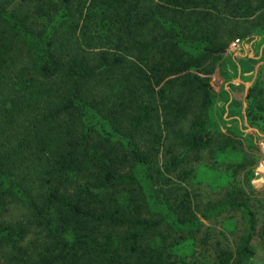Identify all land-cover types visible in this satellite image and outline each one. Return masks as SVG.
I'll list each match as a JSON object with an SVG mask.
<instances>
[{
	"label": "trees",
	"instance_id": "trees-1",
	"mask_svg": "<svg viewBox=\"0 0 264 264\" xmlns=\"http://www.w3.org/2000/svg\"><path fill=\"white\" fill-rule=\"evenodd\" d=\"M261 34L264 0H0V264H189L232 209L247 230L217 260L254 264L243 193L202 218L175 179L234 155L211 78Z\"/></svg>",
	"mask_w": 264,
	"mask_h": 264
},
{
	"label": "rangeland",
	"instance_id": "rangeland-1",
	"mask_svg": "<svg viewBox=\"0 0 264 264\" xmlns=\"http://www.w3.org/2000/svg\"><path fill=\"white\" fill-rule=\"evenodd\" d=\"M251 41L231 45L234 61L226 56L224 73L217 68L211 78L217 93L213 118L216 127L221 128L222 139L236 145L234 155L224 164V157L219 160L207 151L202 152L195 156L196 160L191 157L185 167L186 171L194 168L190 183L175 181L190 190L192 206L200 217L209 204L221 202L229 189L243 193L257 215V234L252 241L254 264H264V34L258 35L253 52L249 47ZM244 42L252 57L241 56L244 50L239 45ZM23 59L22 55L21 63L25 62ZM251 86H256L258 91L262 88L263 93L247 103L246 93ZM228 165L232 167L229 171ZM203 222L196 241V256H190L187 262L220 264L217 260L220 249L236 251L246 233V216L241 210L232 209L222 215H213L211 219L203 218Z\"/></svg>",
	"mask_w": 264,
	"mask_h": 264
},
{
	"label": "crops",
	"instance_id": "crops-1",
	"mask_svg": "<svg viewBox=\"0 0 264 264\" xmlns=\"http://www.w3.org/2000/svg\"><path fill=\"white\" fill-rule=\"evenodd\" d=\"M257 39H258V36L257 37H255L254 39H252V41L251 42H249V47H250V50H251V52H253L254 51V45L258 42L257 41ZM256 41V42H255ZM245 44H240L239 45V48L240 49H242V50H244V54L243 55H241V56H245V55H249L250 57H252V55L250 54V53H247V50H246V42H244ZM262 51V50H261ZM261 51H260V53H261Z\"/></svg>",
	"mask_w": 264,
	"mask_h": 264
},
{
	"label": "water",
	"instance_id": "water-1",
	"mask_svg": "<svg viewBox=\"0 0 264 264\" xmlns=\"http://www.w3.org/2000/svg\"><path fill=\"white\" fill-rule=\"evenodd\" d=\"M263 171H264V169H263Z\"/></svg>",
	"mask_w": 264,
	"mask_h": 264
}]
</instances>
